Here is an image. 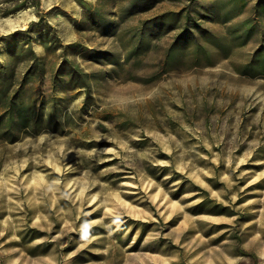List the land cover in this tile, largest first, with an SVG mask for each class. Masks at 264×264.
Instances as JSON below:
<instances>
[{"label":"rangeland","instance_id":"374dc122","mask_svg":"<svg viewBox=\"0 0 264 264\" xmlns=\"http://www.w3.org/2000/svg\"><path fill=\"white\" fill-rule=\"evenodd\" d=\"M263 26L264 0H0V264H264Z\"/></svg>","mask_w":264,"mask_h":264},{"label":"trees","instance_id":"16d2710c","mask_svg":"<svg viewBox=\"0 0 264 264\" xmlns=\"http://www.w3.org/2000/svg\"><path fill=\"white\" fill-rule=\"evenodd\" d=\"M192 1H195V0H192ZM259 11V10H258ZM261 13V12H260ZM247 25H250V29L252 27H254V25H256V23L254 24L252 21L251 22H248ZM253 25V26H251ZM260 31L261 33V45L259 46V48L255 51L252 59L250 60V62L247 64V68L249 69V71L252 73V74H257L258 71L259 73H264V26L263 27H259V29H257ZM250 31V30H249ZM80 69L78 68H70L69 71L67 72V74L69 75V77L71 79H75L78 75L83 77V80L82 82H77V81H74V83H77V84H82V85H88V82L85 78L89 77V74L87 73H81L79 72ZM79 81V80H78Z\"/></svg>","mask_w":264,"mask_h":264},{"label":"bare ground","instance_id":"6f19581e","mask_svg":"<svg viewBox=\"0 0 264 264\" xmlns=\"http://www.w3.org/2000/svg\"><path fill=\"white\" fill-rule=\"evenodd\" d=\"M22 15H23V14H22ZM20 18H21V17H20ZM23 18H24V17H23ZM16 19H17V18H16ZM18 20H19V19H18ZM10 21H11V20H10ZM13 22H14V21H13ZM23 22H25V21H23ZM11 23H12V22H11ZM11 23H10V24H11ZM21 23H22V22H21ZM22 24H23V23H22ZM13 26H14V25H13ZM13 26H12V27H13ZM17 26H18V24H17Z\"/></svg>","mask_w":264,"mask_h":264}]
</instances>
